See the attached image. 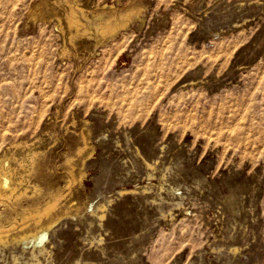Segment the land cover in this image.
<instances>
[{
  "label": "rangeland",
  "instance_id": "1",
  "mask_svg": "<svg viewBox=\"0 0 264 264\" xmlns=\"http://www.w3.org/2000/svg\"><path fill=\"white\" fill-rule=\"evenodd\" d=\"M3 153L0 264H264V0H0Z\"/></svg>",
  "mask_w": 264,
  "mask_h": 264
},
{
  "label": "bare ground",
  "instance_id": "2",
  "mask_svg": "<svg viewBox=\"0 0 264 264\" xmlns=\"http://www.w3.org/2000/svg\"><path fill=\"white\" fill-rule=\"evenodd\" d=\"M128 7H127V9L124 8L126 10L122 9L124 11H122L120 13L118 12L119 14L118 15L116 14L117 15L116 17H114L111 14L112 13L111 12L110 15H106L107 17L104 16L105 18L102 17V14L106 13V12H104V11L101 12V10H102L101 9L99 11V13H98L100 21L98 23H96V24L94 23L95 24L94 28H95L96 33L99 34V36H102V37L111 36L114 33H116L120 28L124 27L139 12V10L137 8H132V6L130 8H128ZM69 12L70 13L67 14V17H66V22H67L68 28L69 29H75L76 33L81 32V34H87V29L84 27L85 24L83 25L80 22V20L76 17L75 12L73 10L69 11ZM84 36H87V35H84ZM94 46H96V45H94ZM19 145L20 144H17V143L15 144L14 143V144H11L9 146V148H17ZM81 148H79V150L77 152H80ZM34 155H36V153H33L30 156V158H31V167H30L31 171H29V174H28V176H30V177L35 175V170H34V167H33V157H34ZM12 158H13V154H10V156H9L8 154L3 153L0 156V243H6L7 242L4 233L5 232L7 233L8 231H10L14 227V224H12V221H11L9 223L10 224V226H9L10 228L8 230L5 228L6 230H4V226L5 225L3 226L2 222H1V221H3L2 218H7L6 211H7V208L9 206H10L11 210H13V209L21 210L23 212V214H27V217L37 218V220L35 219L36 220L35 224H37V223H39L40 218H42L43 216H47L49 214V212L54 208V206L56 204V201L60 197L59 194H58V197L54 198V201L52 203L47 202V203H45L43 205H40V203H38V201H37V196L41 194V189L36 184L32 185L31 181H30V178H27V180H26V182L30 186L24 187L21 190H17L12 184V180H11V177H10L11 174L9 173L10 172V165H11L10 161H11ZM28 188H30V190H28ZM28 192H30V194H28ZM49 196L53 197L54 195L49 193ZM23 199L28 200V201L30 200L31 203H27L26 206L23 207L21 205V202L23 201ZM7 203H9L10 205L7 204ZM1 207H3V208L1 209ZM49 227H50V225H48L47 228H49ZM45 233H46V228L45 229H41L40 232L34 233L33 235H30V236L23 235L19 239V241L22 243V246H26V243L28 241L34 242L35 244H40L45 239Z\"/></svg>",
  "mask_w": 264,
  "mask_h": 264
}]
</instances>
